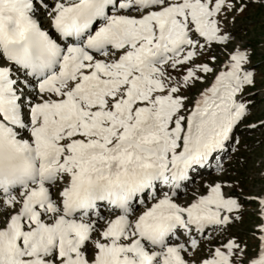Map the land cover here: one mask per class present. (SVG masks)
Returning <instances> with one entry per match:
<instances>
[{
  "label": "snow or ice",
  "instance_id": "obj_1",
  "mask_svg": "<svg viewBox=\"0 0 264 264\" xmlns=\"http://www.w3.org/2000/svg\"><path fill=\"white\" fill-rule=\"evenodd\" d=\"M249 3L0 0V264H264V188L180 201L264 128L227 27Z\"/></svg>",
  "mask_w": 264,
  "mask_h": 264
},
{
  "label": "rangeland",
  "instance_id": "obj_2",
  "mask_svg": "<svg viewBox=\"0 0 264 264\" xmlns=\"http://www.w3.org/2000/svg\"><path fill=\"white\" fill-rule=\"evenodd\" d=\"M228 20V30L234 36L233 44L253 52L251 66L255 68L257 83L255 89H248L249 93L255 94L250 96L253 104L252 114L245 124L255 123L264 119V6L249 3L243 13H229ZM218 55L219 61L226 60L225 54L218 52ZM193 92H196V89H193ZM236 135L240 140L238 150L227 149L219 157L226 172L218 174L213 167L197 174L194 183L186 190H182L180 197L182 203H186L194 196L206 194L207 186L213 182L224 184V191L228 194H242L245 197L249 194L254 195L264 188V179L260 175L264 170L260 164L264 158V128L253 130L241 125ZM228 185L232 186L231 190ZM257 211L255 204H246L243 220L231 228L232 235L239 237L252 248L257 243L252 236L254 225L259 223Z\"/></svg>",
  "mask_w": 264,
  "mask_h": 264
}]
</instances>
